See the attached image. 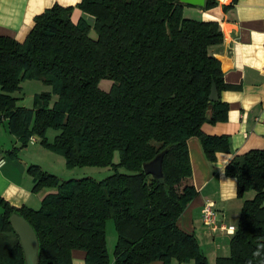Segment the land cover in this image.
<instances>
[{
    "label": "trees",
    "instance_id": "obj_1",
    "mask_svg": "<svg viewBox=\"0 0 264 264\" xmlns=\"http://www.w3.org/2000/svg\"><path fill=\"white\" fill-rule=\"evenodd\" d=\"M216 5L206 0L203 9ZM76 8L94 18L93 26L82 18L74 23L73 7L54 5L34 18L23 42L0 36V123L23 146L39 137L69 169L112 174L63 180L29 166L32 191L55 192L38 210L14 208L0 197V264H26L12 214L35 232L37 264H72L73 250L84 252L85 264H209L178 219L197 196L187 140L198 138L209 162L228 150L227 137L201 131L227 114L219 100L226 89L220 63L209 52L223 40L218 23L185 17L180 0H80ZM26 80L51 88L31 110L13 96ZM102 80L111 82L108 91L99 88ZM212 83L216 102L209 100ZM48 130L57 132L51 142ZM158 155L162 177L154 178L143 165ZM224 172L235 179L238 199L248 190L254 197L243 202L229 255L214 264H264V150L234 157ZM107 221L116 238L112 262Z\"/></svg>",
    "mask_w": 264,
    "mask_h": 264
},
{
    "label": "crops",
    "instance_id": "obj_2",
    "mask_svg": "<svg viewBox=\"0 0 264 264\" xmlns=\"http://www.w3.org/2000/svg\"><path fill=\"white\" fill-rule=\"evenodd\" d=\"M215 1L217 5L208 10H204V6L183 4V14L205 22H217L223 36L222 43L211 47L209 52L219 61L223 74L226 89L220 92L219 100L227 105L226 119L215 124L204 123L201 131L207 136L227 137L228 150L216 153L215 161L209 162L198 138L187 140L197 196L178 219L179 228L195 236L209 264H214L218 257L229 255L230 238L235 231L243 202L254 197L253 192H248L242 199H238L236 181L227 177L224 169L238 155L250 150H264V0H237L234 3L232 0ZM79 2L0 0V36L23 42L33 26L34 18L54 5L73 7L71 20L74 23L82 18L93 26L94 18L76 8ZM223 7L229 8L225 11ZM37 82L29 83L38 89L36 94L51 92L50 87ZM100 89L108 91L110 88L106 90L104 86ZM38 144L39 140L35 139V142L23 146L17 137L9 133L6 122L0 123V158L5 161L0 167V197L14 208L25 206L38 210L44 197L55 192L45 189L37 193L32 191L34 180L27 173V167L36 163L31 160L35 155L45 154L52 162H64L62 157L48 152ZM206 202L214 204L219 225L233 228L231 235L219 230L213 232L202 223L201 208ZM2 212L0 208V214ZM111 235L114 239H110L114 243L110 249H113L116 238L115 234ZM106 243L108 257L112 262L108 236ZM84 259L83 251H72V264H85ZM171 264L178 263L173 260ZM184 264L194 263L191 261Z\"/></svg>",
    "mask_w": 264,
    "mask_h": 264
},
{
    "label": "rangeland",
    "instance_id": "obj_3",
    "mask_svg": "<svg viewBox=\"0 0 264 264\" xmlns=\"http://www.w3.org/2000/svg\"><path fill=\"white\" fill-rule=\"evenodd\" d=\"M184 16L189 18L188 15H184ZM91 36L94 37L95 35L92 33ZM30 81H33V82H30ZM29 83H39V82H37L35 80L23 81L21 83V85H20L21 88H22L21 91L14 93V96L18 98L17 104L19 105V107L20 106H24L26 109L31 110L33 108V106H34L35 99H36V97L39 94L35 93V91L38 90V89H35ZM104 86H105V89L107 90V88L111 87V82L108 81V80L100 81L99 87L103 88ZM56 100H57V97L55 95H52L49 105L52 106ZM56 135H57L56 131L48 130L47 133H46L47 141L51 142ZM33 137L35 139L39 140V137H36V136H33ZM38 145L41 146L40 143ZM41 147H43V146H41ZM44 149L47 150L46 148H44ZM47 151L50 152V153L56 154V153H54V152H52L50 150H47ZM56 155L62 157L59 154H56ZM31 160L36 162L37 164L36 163H31L33 165H29V166H37L42 171H45V172H48V173H49V171L53 172L56 176H59V177L61 176L60 178H62L63 180L80 179V178H85V177H91V178H93L95 180L100 181V180H102V179H104V178H106V177H108L109 175L112 174V170L110 168H94V167H81L80 168V167H77V168H74V169H69L66 166L64 158H63L64 162L62 160H60L58 162H52L50 160V158L47 157L45 154L35 155ZM117 162H118V155L115 153L114 158H113V163L116 164ZM52 169L54 171H51ZM119 172L126 173V170L124 168H120ZM150 179H151V177H149L147 179V181H150ZM248 192H250V193L253 192L254 193L253 190H248V191L245 192V194H247ZM111 233L114 234V232H113V223H112V221H107V224H106V236H108L109 255H113V251H112L113 249H110V247L114 243V241H112L110 239L111 237L113 238L112 235L110 236Z\"/></svg>",
    "mask_w": 264,
    "mask_h": 264
},
{
    "label": "water",
    "instance_id": "obj_4",
    "mask_svg": "<svg viewBox=\"0 0 264 264\" xmlns=\"http://www.w3.org/2000/svg\"><path fill=\"white\" fill-rule=\"evenodd\" d=\"M180 3L203 7L205 5V0H180ZM209 100L211 102L218 101V92L214 83L211 85ZM161 162L162 155H158L151 162L143 165L144 173L154 178H161ZM9 222L13 231L18 236L19 243L24 254L25 263L37 264L38 241L32 227L26 222L25 219L18 216L17 214H12L9 217Z\"/></svg>",
    "mask_w": 264,
    "mask_h": 264
},
{
    "label": "built area",
    "instance_id": "obj_5",
    "mask_svg": "<svg viewBox=\"0 0 264 264\" xmlns=\"http://www.w3.org/2000/svg\"><path fill=\"white\" fill-rule=\"evenodd\" d=\"M29 142H35V139L31 137ZM5 163L3 158H0V167ZM201 221L202 223L207 226L211 231H224L226 234H232L233 228L232 227H225L224 225H219L217 221V214L214 210V204L211 202H206L203 204L201 208Z\"/></svg>",
    "mask_w": 264,
    "mask_h": 264
}]
</instances>
